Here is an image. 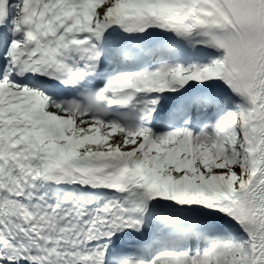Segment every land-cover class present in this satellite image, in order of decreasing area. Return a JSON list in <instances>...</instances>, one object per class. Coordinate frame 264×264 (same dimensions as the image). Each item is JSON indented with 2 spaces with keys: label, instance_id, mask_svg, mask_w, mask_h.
I'll use <instances>...</instances> for the list:
<instances>
[{
  "label": "snow or ice",
  "instance_id": "obj_1",
  "mask_svg": "<svg viewBox=\"0 0 264 264\" xmlns=\"http://www.w3.org/2000/svg\"><path fill=\"white\" fill-rule=\"evenodd\" d=\"M0 264H264V0H0Z\"/></svg>",
  "mask_w": 264,
  "mask_h": 264
}]
</instances>
